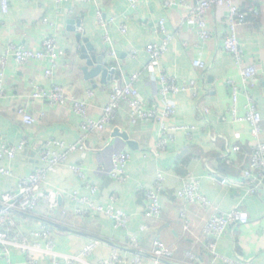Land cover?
Wrapping results in <instances>:
<instances>
[{"label": "crops", "instance_id": "0c3cea01", "mask_svg": "<svg viewBox=\"0 0 264 264\" xmlns=\"http://www.w3.org/2000/svg\"><path fill=\"white\" fill-rule=\"evenodd\" d=\"M193 6L196 0H172ZM245 12L248 24L239 27L238 38L247 64L258 69L251 96L264 119V1L241 0L237 2ZM9 13L0 12V56L9 44L37 50L50 33L55 36L63 57L57 61L49 78L44 71L47 61L32 62L18 67L13 58H7L4 66L6 98L0 101V144L17 145L23 139L26 146L12 161L4 159L0 166L11 171V176L0 175V196L13 191L17 181L41 167L39 153L48 140L75 144L80 136L79 119L70 105L50 107L45 102L29 99L31 84L49 88L56 84L64 88L66 96L85 99L87 90L93 91L88 99V115L97 120L108 98V87L113 78L126 80L133 72H140L137 90L148 104L157 101L158 84L147 69L145 46L157 42L155 25L163 19L173 36L167 53L158 69L175 78L182 87L191 81L196 83V97L183 92L175 97L176 113L167 120L168 125H190L195 130L191 141L185 134L176 132L159 157H154L158 127L155 123L132 125L125 106L117 112L99 136L85 141L86 152L69 154L64 164L52 168L45 180V189L54 193L51 204L40 205L36 216L16 215L18 231L29 233L46 223L53 230L55 250L64 255L76 256L91 242H97L86 264H102L116 250L120 261L110 264H134L137 252L127 243L135 237L139 247L149 251L155 239H160L173 250V264H186V253L196 259L192 264H208L210 257L205 250L207 242L204 226L211 212L199 205H185L178 199L187 177L199 182L200 192L216 210L228 213L240 210L247 213L249 222L244 226L230 225L216 241L215 253L221 258L215 264H226L223 259L239 260L246 264H264V188L258 194H249L243 172L247 167L252 140L245 123L234 122L230 112L228 80H234L239 88L237 115H244L246 96L239 73L230 57L223 51L226 35V7L212 10L207 16L210 38L202 43L196 27L184 22L185 9L178 5L166 8L164 0H140L131 9L126 0H89L88 2L57 3L56 0H9ZM255 9L257 14L250 13ZM97 11L104 19L114 18L106 30L97 23ZM50 23H43V19ZM120 25L127 30L121 33ZM106 31V32H105ZM108 34L109 43L103 41ZM91 48L90 56H102L105 65L114 73H105L89 79L81 70V49ZM115 53L109 56L110 50ZM200 59L205 69L193 67ZM155 76V75H154ZM23 106L33 117L34 124H23L17 109ZM208 110L204 114V109ZM224 119V121L222 120ZM264 131V123H263ZM125 133L135 144L131 148L116 136L115 131ZM264 133V132H263ZM264 141V134H263ZM238 145L240 152L231 153L229 161L222 156L227 148ZM57 153L63 150L53 148ZM117 153H128L130 161L125 168L126 180L118 182L110 178L111 159ZM80 166L85 176L82 181L71 170ZM165 173L164 189L160 197L162 215L157 220L144 217L146 201L144 192L152 187L156 172ZM220 178L226 179L221 183ZM86 184L95 187L91 194ZM78 192L94 204L106 207L115 198L113 208L129 217L125 228H115L112 221L97 214L78 217V205L62 194ZM181 210H185L190 222L188 232L183 231ZM147 226L145 230L143 227ZM14 264H24L19 255L12 257ZM47 263L48 260L46 261ZM45 262V263H46ZM59 264H67L59 259ZM0 264L4 262L0 259ZM142 264H152L146 257Z\"/></svg>", "mask_w": 264, "mask_h": 264}, {"label": "built area", "instance_id": "2783aa9c", "mask_svg": "<svg viewBox=\"0 0 264 264\" xmlns=\"http://www.w3.org/2000/svg\"><path fill=\"white\" fill-rule=\"evenodd\" d=\"M75 1L88 2L89 0H56L57 3ZM139 1L126 0L131 9H136ZM238 1L241 0H196L195 4L190 6L185 2L176 4L172 0H164V6L171 8L178 5L184 8L186 13L183 21L191 23L196 27L198 38L202 43L207 42L210 38L207 23L208 14L215 8L226 7V35L223 40L222 49L237 68L246 96L244 115L239 117L237 115V103L240 90L234 80H228L227 85L230 89L231 102L230 112L234 122L245 123L248 126V134L252 140V147L247 167L243 172V178L246 182L248 193L258 194L264 188V131L262 127L264 119L251 96V90L256 84L258 69L255 64L246 63L244 51L238 38L239 27L248 24L245 12L241 11L237 5ZM9 9V0H0L1 14H8ZM250 13L257 14V11L250 9ZM96 18L98 25L105 30L115 21L114 18L104 19L100 11H97ZM42 21L43 23H49L45 18ZM119 30L121 33H125L127 28L125 25H120ZM154 34L157 37V42L149 43L145 46V53L148 58L147 69L153 74V79L158 84V98L152 104H148L137 90L140 72L131 73L126 80L119 78L111 80L108 87V101L102 108L97 120L92 119L88 115V99L93 97V91L87 90L85 92V99H77L72 96H66L64 88L56 84H51L47 89L34 83L31 84L29 99L45 102L50 107L71 106L72 112L79 119L80 136L75 144L69 145L59 140L46 141L39 153L41 167L35 169L26 177L19 179L13 191L0 196V259L4 264H14L12 257L15 255L22 257L24 264H59V259L65 260L67 264H86V257L92 254L97 247L96 241L85 246L80 254L76 256L60 254L55 250L54 235L51 227L42 224L32 232H19L16 215L32 218L36 216V210L40 205L51 204L53 202L54 193L49 192L44 187L48 172L55 166L64 164L69 154L79 152L83 155L86 152L85 141L93 136H99L105 130V127L112 122L122 106H125L127 109L130 124L155 123L157 125L156 146L151 152L154 157H159L161 152L166 149L168 143L172 141L176 132L184 133L186 139L191 141L192 133L195 130L194 126L168 125L167 120L172 118L176 113L175 97L178 94L187 92L191 96L196 97V83L191 81L188 85L180 87L177 85L175 78L168 75L164 70L158 69L161 59L167 53L173 41V36L167 30L163 19H160L156 23ZM103 41L105 43L110 42L107 33H105ZM109 56H115L112 49ZM10 57L13 58L18 67H24L32 62L47 61L49 69L44 71V77L49 78L52 75V70L57 66V61L63 57V52L58 48L53 33L48 34L43 39L40 48L37 50L9 44L5 52L0 56V101L6 98L4 66L7 58ZM192 65L199 70L205 69V64L200 59L194 60ZM207 113L208 110L205 108L204 114ZM17 114L21 117L23 124L27 126L34 124L33 117L26 111L25 107L20 106L17 109ZM222 120L224 121V119ZM25 146V139L15 146L7 143L0 144V162L4 159L12 161L17 154L24 150ZM53 148L62 149L63 152L57 153ZM238 152H240L238 145L227 148L222 158L228 162L229 155ZM129 161L130 155L128 153L113 155L110 178L118 182L125 181L127 178L125 168ZM70 170L85 182V176L80 166H71ZM0 175L11 176L12 173L9 169L0 166ZM220 181L221 183H225L226 179L220 178ZM164 182L165 173L160 169L156 172L152 187L144 192L146 201L144 217L148 220H157L162 215L163 210L160 197L164 189ZM86 188L92 195L97 190L89 184H86ZM62 194L76 202L78 207L75 210V214L78 217L97 214L111 220L115 228H125L127 226L129 217L122 212L114 210L113 203L115 202V198L113 197L111 198V204L102 207L94 204L89 198L78 195L76 191H64ZM177 197L185 205H199L211 212L204 226L203 234L207 241L205 243V250L210 257L208 264H215L216 260L221 259L215 253L216 241L225 233L230 225H246L249 222L247 213L236 209L223 213L213 208L211 202L200 192L198 180L192 176L187 177L182 189L177 192ZM180 217L184 233L188 232L190 222L185 210H181ZM143 228L145 230L148 229L147 226ZM127 246L137 252L133 260L134 264H142V260L146 257L152 264H173V250L167 247L160 239L154 240L153 246L149 251L142 250L135 237L129 239ZM186 258L188 260L186 264H192L196 259L190 252L186 253ZM47 260L49 263L46 262ZM119 261L120 257L117 251L113 250L109 260L102 264ZM223 261L226 264H246L239 260L223 259Z\"/></svg>", "mask_w": 264, "mask_h": 264}, {"label": "water", "instance_id": "95a60500", "mask_svg": "<svg viewBox=\"0 0 264 264\" xmlns=\"http://www.w3.org/2000/svg\"><path fill=\"white\" fill-rule=\"evenodd\" d=\"M88 52H92L91 48H83L81 49V55L80 58L81 60L84 61V66L81 68L84 76L86 78L92 79L99 75L101 73L102 76L105 75V73H114V69L107 67L105 69H102V66L105 65L103 62V57L99 56H90ZM116 136L120 137L124 141L128 143V145L131 148H135V144L129 140V137L125 133H119L117 130L115 131Z\"/></svg>", "mask_w": 264, "mask_h": 264}, {"label": "trees", "instance_id": "16d2710c", "mask_svg": "<svg viewBox=\"0 0 264 264\" xmlns=\"http://www.w3.org/2000/svg\"><path fill=\"white\" fill-rule=\"evenodd\" d=\"M44 225L49 226V225H47L46 223H44ZM49 227H50V226H49Z\"/></svg>", "mask_w": 264, "mask_h": 264}]
</instances>
